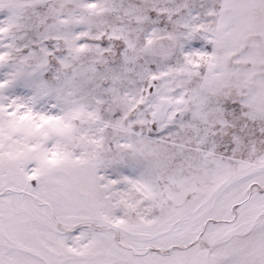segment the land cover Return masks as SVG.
<instances>
[{"label": "snow or ice", "instance_id": "obj_1", "mask_svg": "<svg viewBox=\"0 0 264 264\" xmlns=\"http://www.w3.org/2000/svg\"><path fill=\"white\" fill-rule=\"evenodd\" d=\"M0 264H264V0H0Z\"/></svg>", "mask_w": 264, "mask_h": 264}]
</instances>
